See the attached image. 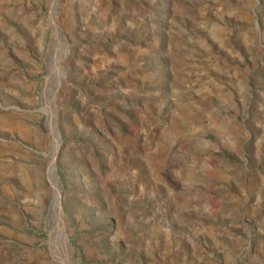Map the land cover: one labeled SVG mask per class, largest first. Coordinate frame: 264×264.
<instances>
[{
  "label": "rangeland",
  "instance_id": "1",
  "mask_svg": "<svg viewBox=\"0 0 264 264\" xmlns=\"http://www.w3.org/2000/svg\"><path fill=\"white\" fill-rule=\"evenodd\" d=\"M0 264H264V0H0Z\"/></svg>",
  "mask_w": 264,
  "mask_h": 264
},
{
  "label": "bare ground",
  "instance_id": "2",
  "mask_svg": "<svg viewBox=\"0 0 264 264\" xmlns=\"http://www.w3.org/2000/svg\"><path fill=\"white\" fill-rule=\"evenodd\" d=\"M52 28H53V32H54V35H55V53H54V57L52 58V64L54 66V69L56 68H59L60 70L64 69L65 71V75H66V70H65V67H60L59 66V61L60 59L67 55V46H66V43L65 41L63 40V37L60 33V30L59 28L56 26V24L54 23L53 19H52ZM53 68V67H52ZM62 68V69H61ZM55 69V70H56ZM57 71V70H56ZM62 72V71H61ZM57 75V73H56ZM51 79V78H50ZM52 81V80H51ZM56 91H57V88H56ZM57 134V133H56ZM57 146H54V150H53V156H52V168H51V175L53 177V180H54V183L56 185H58L59 183V180H58V176H57V172H56V166L54 164V158H55V153H56V150H57ZM58 192H60L58 190ZM58 202H59V198H57ZM62 214V213H61ZM67 241V240H66ZM69 244V242L67 241V245Z\"/></svg>",
  "mask_w": 264,
  "mask_h": 264
},
{
  "label": "water",
  "instance_id": "3",
  "mask_svg": "<svg viewBox=\"0 0 264 264\" xmlns=\"http://www.w3.org/2000/svg\"><path fill=\"white\" fill-rule=\"evenodd\" d=\"M60 205H61V202H60ZM61 213L63 214V212H62V205H61ZM62 214L61 215H59L58 216V214H57V217H56V219L55 220H59L60 222H62L61 221V216H62ZM61 227H63V231H64V226H63V223H62V226ZM60 232H62V231H60Z\"/></svg>",
  "mask_w": 264,
  "mask_h": 264
},
{
  "label": "crops",
  "instance_id": "4",
  "mask_svg": "<svg viewBox=\"0 0 264 264\" xmlns=\"http://www.w3.org/2000/svg\"><path fill=\"white\" fill-rule=\"evenodd\" d=\"M214 97H215V95H213ZM215 98H213V100H214ZM214 103H215V100L213 101Z\"/></svg>",
  "mask_w": 264,
  "mask_h": 264
}]
</instances>
